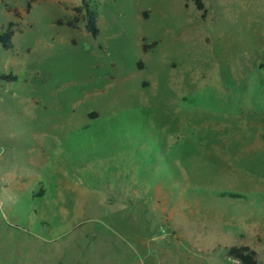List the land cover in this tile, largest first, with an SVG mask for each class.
<instances>
[{
  "label": "rangeland",
  "instance_id": "1",
  "mask_svg": "<svg viewBox=\"0 0 264 264\" xmlns=\"http://www.w3.org/2000/svg\"><path fill=\"white\" fill-rule=\"evenodd\" d=\"M80 3L0 1V264H264V0Z\"/></svg>",
  "mask_w": 264,
  "mask_h": 264
},
{
  "label": "trees",
  "instance_id": "2",
  "mask_svg": "<svg viewBox=\"0 0 264 264\" xmlns=\"http://www.w3.org/2000/svg\"><path fill=\"white\" fill-rule=\"evenodd\" d=\"M4 1V0H0ZM195 5L198 10L201 11V17H205L206 10L202 3V0H195ZM30 5H28V8ZM74 16L72 20L66 22V24L72 28L77 27V22L82 20L85 30L96 38L99 34V28L97 26L98 13L96 7L91 3V0H81V3L73 8ZM59 24H63L62 21H58ZM12 23H9L5 31L0 33V43L4 48L12 46V37L14 30L10 27ZM0 79L2 80H15L14 74L0 73ZM227 255L238 260L241 264H259L257 251L249 245H232L227 248Z\"/></svg>",
  "mask_w": 264,
  "mask_h": 264
}]
</instances>
